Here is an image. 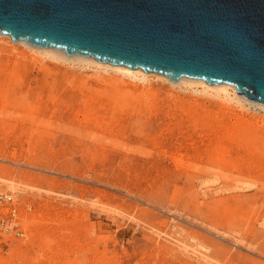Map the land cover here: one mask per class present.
Segmentation results:
<instances>
[{"label":"rangeland","instance_id":"374dc122","mask_svg":"<svg viewBox=\"0 0 264 264\" xmlns=\"http://www.w3.org/2000/svg\"><path fill=\"white\" fill-rule=\"evenodd\" d=\"M31 53L0 37V264H264L262 109Z\"/></svg>","mask_w":264,"mask_h":264},{"label":"water","instance_id":"95a60500","mask_svg":"<svg viewBox=\"0 0 264 264\" xmlns=\"http://www.w3.org/2000/svg\"><path fill=\"white\" fill-rule=\"evenodd\" d=\"M0 34L264 104V0H0Z\"/></svg>","mask_w":264,"mask_h":264},{"label":"bare ground","instance_id":"6f19581e","mask_svg":"<svg viewBox=\"0 0 264 264\" xmlns=\"http://www.w3.org/2000/svg\"><path fill=\"white\" fill-rule=\"evenodd\" d=\"M0 37H3V36L0 35ZM4 37L5 39L10 40L9 36H4ZM16 43L24 46V48L28 49V51H31L34 55L42 57L44 59H49L55 62L60 61L66 64L67 63L72 64V65L87 66V68L88 67H90L91 69L93 68V70L100 73V75L101 73L102 74L106 73L110 77L107 78L101 75L102 81L109 82L115 91L129 92L131 91L132 88L135 89L137 87H140L139 86L140 84L145 86L155 80V81H160L163 83L167 82L171 86L177 87L179 89H184V90L191 89L193 92L199 93L201 95L217 98L221 100L226 106L227 104L236 105L237 107L241 109H243L246 105H249L252 107L257 106L264 111V104L256 103L253 101H248L245 97L237 94V91L234 86H230L227 84L208 85L202 82L201 80L189 79V78H182L174 82L162 75H158L154 73H144V72L137 71V70H131L125 67L101 63L88 56L67 55L62 50H58L54 48H39V47L31 46L28 43L22 42V41H17ZM246 125H247V122H246ZM248 127L249 126L247 125V127H245L242 130L244 132L239 133V134L246 136L247 138V135H249L252 131H255V129L254 130H252L251 128L248 129ZM245 132H246V135H245Z\"/></svg>","mask_w":264,"mask_h":264},{"label":"built area","instance_id":"2783aa9c","mask_svg":"<svg viewBox=\"0 0 264 264\" xmlns=\"http://www.w3.org/2000/svg\"><path fill=\"white\" fill-rule=\"evenodd\" d=\"M0 217L8 230L14 231L18 228V210L14 197L0 190Z\"/></svg>","mask_w":264,"mask_h":264}]
</instances>
